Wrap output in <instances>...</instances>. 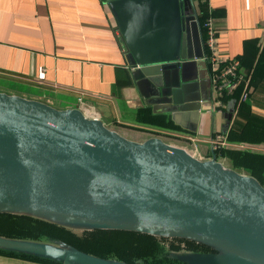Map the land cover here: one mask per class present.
<instances>
[{"label": "water", "instance_id": "1", "mask_svg": "<svg viewBox=\"0 0 264 264\" xmlns=\"http://www.w3.org/2000/svg\"><path fill=\"white\" fill-rule=\"evenodd\" d=\"M104 1L132 65L158 73L191 65L193 0ZM211 149V157L202 159L162 136L127 138L80 108L0 92V212L80 232L189 239L215 250L169 253L187 264H264V186L223 164ZM0 250L60 264H145L101 257L61 240L0 235Z\"/></svg>", "mask_w": 264, "mask_h": 264}, {"label": "crops", "instance_id": "2", "mask_svg": "<svg viewBox=\"0 0 264 264\" xmlns=\"http://www.w3.org/2000/svg\"><path fill=\"white\" fill-rule=\"evenodd\" d=\"M192 7L194 60L185 69L170 66L158 73L128 61L104 0H0V92L58 109L80 108L124 136H162L208 159L216 134L230 142L226 136L241 104L264 113V0H208L218 55L239 59L250 76L248 100L240 102L239 95L224 107L215 105L196 0ZM145 108L154 124L140 121ZM0 264L51 263L0 254Z\"/></svg>", "mask_w": 264, "mask_h": 264}, {"label": "trees", "instance_id": "3", "mask_svg": "<svg viewBox=\"0 0 264 264\" xmlns=\"http://www.w3.org/2000/svg\"><path fill=\"white\" fill-rule=\"evenodd\" d=\"M196 3L197 21L206 50L207 32L204 22L210 17L213 18L214 13L208 7V0H196ZM215 31L217 34L216 27ZM239 95L240 90H237L232 96L226 98V102L233 103ZM139 119L143 123H155L152 115L147 116V108L140 111ZM226 137L230 142L264 143V113L253 110V107L248 104H241ZM216 154L218 158L229 159L233 168L247 171L264 184V152L223 146L216 151ZM0 235L36 240H61L80 250L129 263L187 264L171 258L169 251H179L184 247L195 252L215 251L206 244L189 239L157 237L128 230L93 229L78 232L37 217L5 212H0ZM0 254L60 264L54 260L24 253L0 250Z\"/></svg>", "mask_w": 264, "mask_h": 264}, {"label": "built area", "instance_id": "4", "mask_svg": "<svg viewBox=\"0 0 264 264\" xmlns=\"http://www.w3.org/2000/svg\"><path fill=\"white\" fill-rule=\"evenodd\" d=\"M204 26L207 32L206 57L212 71L213 87L216 94L215 105L224 107L226 98L232 96L241 88L239 101H247L249 98L248 86L250 76L242 71L241 61L239 59L226 60L218 55L217 34L211 17L204 22ZM227 143L229 142L226 141L222 134H216L212 138V147L215 151Z\"/></svg>", "mask_w": 264, "mask_h": 264}, {"label": "rangeland", "instance_id": "5", "mask_svg": "<svg viewBox=\"0 0 264 264\" xmlns=\"http://www.w3.org/2000/svg\"><path fill=\"white\" fill-rule=\"evenodd\" d=\"M184 4V3H183ZM80 100H81V98H80ZM87 115V114H86ZM88 116V115H87ZM88 117H90V118H95L93 115L92 116H88ZM103 122L105 123V125L106 126H108L109 128H111L112 129V127L113 126H110V124L108 123V122H105L104 120H103ZM124 126V125H123ZM125 126H127V127H129L128 125H125ZM124 126V127H125ZM134 129V128H133ZM136 130H143V129H136ZM145 131V130H144ZM119 132H121V133H124L125 131L124 130H119ZM145 132H147V131H145ZM129 136H126L127 138L128 137H130V138H132V139H137V141H141V140H143L144 138H146L147 137V134L145 133V136H143L142 138H138L137 136H135V135H132L131 133L130 134H128ZM225 146H229V147H232L233 145H231V143L229 142V143H227ZM262 148V147H264V143L263 144H257V143H251V144H237V145H234L233 146V148H239V149H244V150H253V149H258V148ZM255 151V150H254ZM220 159V161H222L223 162V164H225V165H227V166H232L231 164H230V162H228V161H226V160H224V158H219ZM239 171H242V173H248L247 171H244L243 169H241L240 168V170ZM248 174H250V173H248ZM261 183V182H260ZM263 186H264V184L263 183H261ZM81 230H78V232H80ZM83 232V231H82ZM137 232V231H136ZM142 233V232H141ZM147 234V233H146ZM156 236V235H155ZM157 237H159V236H157ZM169 238V237H168ZM173 238H177V237H173ZM25 239H29V238H25ZM34 240H36V239H34ZM164 242H166V241H164ZM167 243V242H166ZM66 244H68V243H66ZM69 245V244H68ZM167 245H169V243H167ZM182 246H184V245H182ZM73 247H75V246H73ZM184 251V252H187L188 251V249L186 248V247H184V248H182V249H180L179 251ZM172 250H170L169 252H171Z\"/></svg>", "mask_w": 264, "mask_h": 264}]
</instances>
